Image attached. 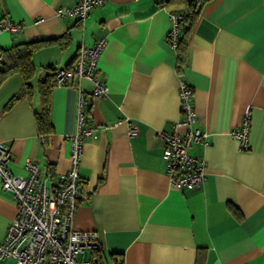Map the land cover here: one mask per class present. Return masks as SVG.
I'll list each match as a JSON object with an SVG mask.
<instances>
[{
  "label": "crops",
  "instance_id": "crops-1",
  "mask_svg": "<svg viewBox=\"0 0 264 264\" xmlns=\"http://www.w3.org/2000/svg\"><path fill=\"white\" fill-rule=\"evenodd\" d=\"M76 2L0 0V21L22 25L18 35L0 32V51L42 42L32 53L30 94L20 73L0 81V142L9 147V169L24 174L32 160L57 183L71 163L82 94L95 129L83 143L82 196L72 225L98 233L101 264H264V0L205 1L179 70L168 32L170 10L181 0L167 8L158 0H103L83 20L56 15ZM100 38L97 73L108 94L93 100L86 79L52 86L53 130L40 133L34 117L40 83L70 67L81 44ZM180 81L192 89V128L206 134L188 149L206 163L204 180L193 189L170 185L159 137L181 117ZM247 112V145L240 148L229 132ZM15 214L11 192L0 186V239Z\"/></svg>",
  "mask_w": 264,
  "mask_h": 264
},
{
  "label": "built area",
  "instance_id": "built-area-1",
  "mask_svg": "<svg viewBox=\"0 0 264 264\" xmlns=\"http://www.w3.org/2000/svg\"><path fill=\"white\" fill-rule=\"evenodd\" d=\"M103 0H77L68 7L58 8L56 15L83 20L90 9L102 4ZM168 32L170 45L174 48L178 38L179 15L173 14ZM38 21V20H37ZM22 25L4 18L0 21V32L18 35ZM105 44L98 39L93 45L81 44L75 61L70 67L54 71V86L64 85L69 79H86L92 83L90 94L93 100L106 96L108 85L98 77L97 60ZM2 54L0 52V62ZM181 117L171 132H160L163 141V158L170 185L176 188H196L205 177L206 163L192 157L188 149L192 143L205 137L200 129H193L196 121L193 108L192 89L184 81L179 82ZM181 126V133L177 127ZM250 116L243 115L239 127L229 134L237 140L240 148L247 145ZM94 127L88 123L84 97L80 94L76 131L71 136L70 166L59 173L57 183L47 168H40L35 161L24 164V174L12 172L8 164L10 151L7 144L0 142V186L9 190L16 205V214L9 222L0 239V259L13 258L14 264H101L95 255L102 250L96 231H84L73 227V217L78 200L82 196V180L78 164L82 155L83 143L92 136ZM128 134L134 128L128 127ZM86 254H89L86 256Z\"/></svg>",
  "mask_w": 264,
  "mask_h": 264
},
{
  "label": "trees",
  "instance_id": "trees-1",
  "mask_svg": "<svg viewBox=\"0 0 264 264\" xmlns=\"http://www.w3.org/2000/svg\"><path fill=\"white\" fill-rule=\"evenodd\" d=\"M207 0H181L180 7L177 10L170 12L180 16L178 20V38L177 44L174 47L176 54V69L179 70L185 58L187 49V37L192 29L201 5ZM162 2L163 6L167 8L171 0H158ZM42 42H23L12 45L9 49L0 51L2 60L0 62V81L4 80L12 73H20L23 79V91L28 94L31 92V80L35 74V67L32 61L33 51L39 47ZM52 76V82L46 78L39 85L40 94V109L34 112L35 122L37 129L42 134L52 132V125L50 124V89L54 86V73L49 74ZM20 97V93L13 95L5 104L4 111L8 110L15 101ZM101 251L95 253L100 259Z\"/></svg>",
  "mask_w": 264,
  "mask_h": 264
}]
</instances>
